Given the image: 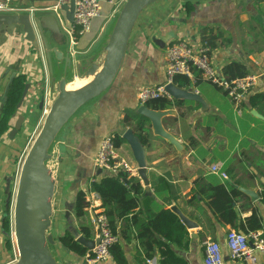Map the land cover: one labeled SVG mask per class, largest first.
<instances>
[{
  "label": "crops",
  "instance_id": "0c3cea01",
  "mask_svg": "<svg viewBox=\"0 0 264 264\" xmlns=\"http://www.w3.org/2000/svg\"><path fill=\"white\" fill-rule=\"evenodd\" d=\"M100 1L99 16L94 18L90 30L80 36L74 46L56 17L59 28L56 34L50 28L54 26V20L49 22L45 29L49 55L43 46L37 50L32 42L26 40L21 25L0 27V107L13 74L23 73L29 86L27 97L18 110V114L24 115L21 129L13 133L17 117L11 116V127L0 138V264H11L17 259L16 249L6 247L3 218L8 208V192L17 184L20 155L27 147L29 149L41 127L44 104L52 103L56 98V82L64 76L67 57L72 64V70L67 69L68 87H77L83 80L78 74V63L100 53L125 2ZM49 3L51 1L14 0L15 10L4 14L29 13L30 8H34L40 15L52 16L53 13L44 9ZM204 27L211 29L213 34H219L217 47L210 52L219 75L226 77L223 67L230 62H238L244 64L250 74L257 76L246 96L245 106L241 107L242 112H237L232 100L217 85L202 77L197 80L194 75L187 76L192 79L189 88L199 92L206 106L179 99L181 103L159 110L163 112L160 124L164 134L158 132L150 120L146 123L144 175L140 176V169L126 141L118 146V152L137 167L134 176L139 178L144 188L142 208L147 209L153 202L161 201L162 195L169 199V208L176 206L197 223V228L186 226L190 237L187 248L172 246L176 255L187 264H204L205 244L209 240L220 244L225 264H242L232 257L226 243L227 232L233 229L231 225L217 221L202 197L195 195L199 178L211 174L227 178L211 171L214 164L220 169L226 166L233 177L231 184L242 192L236 203L238 219L244 220L253 210L258 211L262 228L257 231L264 235V205L260 197L264 184V103L252 107L250 102L251 96L264 92V0H159L141 12L111 86L80 107L50 147L49 162L56 171L52 232L57 238L67 229L82 235L79 228L85 224L91 229L92 237L88 239L95 240L92 218L96 213H102L103 208L100 207L102 202L98 193L89 191V182L105 175L104 172L97 174L98 169L94 165L102 138L108 134L123 136L126 130L131 129L124 125L123 119L128 112L140 117L138 90L166 82L167 46L181 39L191 43L201 41L200 31ZM56 49L63 53L62 59L56 55ZM51 64L54 78L50 74ZM15 68H19L17 73L13 70ZM253 110L257 115L252 113ZM26 133L28 136L22 137ZM21 141L25 145L23 149ZM79 190H84L91 202L81 219L74 213L75 195ZM244 190L256 195L247 194ZM175 195L177 199H173ZM121 245L127 264H143L144 254L135 240L123 241ZM52 247L58 264H91L85 256L79 257L66 250L58 240ZM161 258L156 251L151 259L161 264ZM260 261L264 264L262 257ZM146 263L149 264L148 260ZM92 264L117 263L112 257Z\"/></svg>",
  "mask_w": 264,
  "mask_h": 264
},
{
  "label": "water",
  "instance_id": "95a60500",
  "mask_svg": "<svg viewBox=\"0 0 264 264\" xmlns=\"http://www.w3.org/2000/svg\"><path fill=\"white\" fill-rule=\"evenodd\" d=\"M157 1L159 0H125L100 53L93 55L84 63H78V74L85 82L76 88L67 87V69L72 70V64L70 58H66L67 63L64 76L56 82V98L45 115L41 127L21 164L12 198L13 243L17 251V259L11 264H58L51 248L53 245H56L58 238L52 232V200L55 191L56 171L49 162L51 158L50 147L72 115L80 107L100 96L111 86L121 68L127 52L129 39L141 12ZM62 10L65 11L66 19L72 22L74 0H70L69 4L62 5ZM51 15L43 16L36 12L24 14L2 13L0 14V27L12 24L21 25L26 34V40L32 42L37 50H39L40 46H43L46 55H49L50 47L45 36V29L47 25H50L49 22L54 20V26L50 27L52 29L51 32L56 34L57 30H59L55 16ZM57 50H54L56 55L62 59L63 53ZM13 70L17 73L19 68ZM50 74L54 78L52 64ZM15 76L16 74H13L12 79ZM28 87L26 84L16 111L12 115L13 118L17 117L13 133L21 129L24 121V115L18 114V110L27 97ZM166 90L171 98L195 101L203 107L206 106L199 92L191 88H180L173 82H170L166 85ZM3 104L0 107V114ZM138 113L150 120L158 132L164 134L160 124L163 112L153 110L145 104L139 107ZM252 113L257 115V112L254 110ZM122 137L130 145L135 161L140 169L139 174L143 176L145 172L143 144L132 129L126 130ZM101 173L102 170L98 169L97 174ZM244 192L252 196L256 195L250 190H244ZM10 197L11 193L8 192L7 204ZM171 209L188 228L198 227L197 223L185 216L179 208L172 206ZM77 240L89 252L99 242L98 239H87L83 235H79Z\"/></svg>",
  "mask_w": 264,
  "mask_h": 264
},
{
  "label": "trees",
  "instance_id": "16d2710c",
  "mask_svg": "<svg viewBox=\"0 0 264 264\" xmlns=\"http://www.w3.org/2000/svg\"><path fill=\"white\" fill-rule=\"evenodd\" d=\"M212 32L207 27L202 28L200 31L201 40L207 43L211 53L217 47V39L219 38L218 33L213 34ZM223 73L227 78L244 77L250 74L247 67L238 62L226 64L223 67ZM194 77L198 80L201 75L195 71ZM172 82L177 87L189 88L192 84V79L186 75H177ZM25 87V75L23 73L17 74L12 79L2 106L0 138L11 127V116L16 111ZM181 102L179 99L162 97L153 99L146 105L153 110H165ZM187 102L192 103L191 101ZM250 102L252 107H259V104L264 103V92L251 96ZM244 106L245 102H243L242 108ZM148 121L146 117L141 115L136 118L135 113L132 112L126 113L123 119L124 125L132 129L142 144L147 141L145 125ZM124 141L121 135H115L116 146H119ZM221 170L226 173L227 178L221 179L217 174L199 178V182H197L198 180L196 181L195 195L202 197L220 223L229 224L233 229L243 232L261 229V218L256 210H253L252 214L244 220L238 219L236 203L242 192L231 184L230 179L233 177L230 170L226 166ZM261 188L260 197L264 205V184ZM89 191L98 193L102 202L100 206L103 208L102 213L107 216L112 231L120 237V241L111 247L112 257L117 264H127L121 243L131 240H135L139 249L143 251V264H147L146 261L153 258L156 251L162 257L161 264H187L183 258L176 255L172 246L187 248L190 241L189 230L181 218L169 208V199L161 195V201L153 202L147 209L142 208L141 197L144 194V188L139 178L128 176L124 172H120L118 175L105 174L98 180H90ZM10 193H12V189ZM177 198V195L173 196V199ZM190 203H192V200ZM90 206L91 202L87 199V193L84 190L77 191L74 202L76 218H84ZM11 209L12 199L10 197L8 208L6 209L7 215L3 218L6 247L9 250H13L14 247L11 235ZM79 229V233H82L85 238L92 237L89 226L81 224ZM78 236L77 231L67 229L62 235L58 236V241L69 252L79 257H84L89 253V250L78 242Z\"/></svg>",
  "mask_w": 264,
  "mask_h": 264
},
{
  "label": "built area",
  "instance_id": "2783aa9c",
  "mask_svg": "<svg viewBox=\"0 0 264 264\" xmlns=\"http://www.w3.org/2000/svg\"><path fill=\"white\" fill-rule=\"evenodd\" d=\"M13 1L0 0V13L14 11ZM68 2L69 0H52L44 9L54 14L68 35L71 45L74 46L77 44L79 37L90 30L94 18L99 16L101 1L74 0L72 22L66 20L62 10V5ZM29 12L34 13L35 9L30 8ZM165 55L166 82L157 86L140 88L137 92V99L140 105H145L157 98H171L166 90V85L172 82L177 75L191 77L197 71L204 80L220 87L232 100L237 112L239 114L242 112V104L250 88L256 83L257 76L255 74L236 78H227L219 75L213 66L209 46L202 40L196 43L183 39L174 41L167 46ZM51 104L45 102L43 107L44 117L48 113ZM23 160L24 158H22L20 164H22ZM94 165L97 169H101L102 172L110 175H118L120 172H124L128 176H134L137 173L136 165L119 154L118 146L115 144V135L113 134H108L102 138L94 157ZM211 171L227 177L226 173L217 164L211 166ZM92 224L95 240L98 239L99 242L85 256L87 262L91 264L112 258L111 247L120 241L119 235L112 231L109 220L104 213H96L92 218ZM11 235L13 240L12 220ZM226 243L232 257L239 260L242 264H263L260 261V257L264 260V235L260 231L242 232L230 229L226 235ZM203 262L204 264H225L220 244L217 241L209 240L206 242ZM148 263L156 264V259H148Z\"/></svg>",
  "mask_w": 264,
  "mask_h": 264
},
{
  "label": "rangeland",
  "instance_id": "374dc122",
  "mask_svg": "<svg viewBox=\"0 0 264 264\" xmlns=\"http://www.w3.org/2000/svg\"><path fill=\"white\" fill-rule=\"evenodd\" d=\"M95 48H96V47H95ZM78 85H80V83L77 84V86H78ZM27 134H28V133L24 134L22 137L25 136L24 138H26V137L28 136ZM21 142H22V141H21ZM21 144H22V145H21V149H23V147H24L25 145H24L23 142H22ZM27 148H28V147H27ZM27 148L22 152V154L20 155V159H19V160H22V158L24 157V154H26ZM12 185H13V184H12ZM14 189H15V186L13 185V186H12V193H11L12 195H13ZM12 195H11V199H12ZM51 248H52V250H54V249H53L54 247H51Z\"/></svg>",
  "mask_w": 264,
  "mask_h": 264
},
{
  "label": "bare ground",
  "instance_id": "6f19581e",
  "mask_svg": "<svg viewBox=\"0 0 264 264\" xmlns=\"http://www.w3.org/2000/svg\"><path fill=\"white\" fill-rule=\"evenodd\" d=\"M79 82H80V85H82L85 82V80H80ZM79 82H78V84H79ZM80 85H78V86H80ZM67 87H68V84H67ZM68 88H76V87H68Z\"/></svg>",
  "mask_w": 264,
  "mask_h": 264
}]
</instances>
